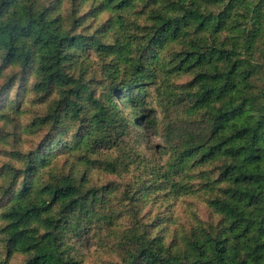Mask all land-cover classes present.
I'll use <instances>...</instances> for the list:
<instances>
[{"label":"trees","instance_id":"trees-1","mask_svg":"<svg viewBox=\"0 0 264 264\" xmlns=\"http://www.w3.org/2000/svg\"><path fill=\"white\" fill-rule=\"evenodd\" d=\"M90 256L264 264V0H0V264Z\"/></svg>","mask_w":264,"mask_h":264},{"label":"rangeland","instance_id":"rangeland-1","mask_svg":"<svg viewBox=\"0 0 264 264\" xmlns=\"http://www.w3.org/2000/svg\"><path fill=\"white\" fill-rule=\"evenodd\" d=\"M143 133L145 134V136L147 137V139L149 141H151L152 143L149 144L150 147H152V144L154 142H157L159 139L157 136H154L152 134H150L148 131L144 130ZM96 175L93 176L94 177V182L96 183H103L105 180L109 179L107 178L106 176L104 175H101V174H98V173H95ZM92 251V250H91ZM105 259V258H104ZM107 260H103V264H106ZM83 264H101L95 257H87V259L84 261Z\"/></svg>","mask_w":264,"mask_h":264}]
</instances>
